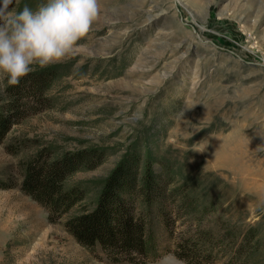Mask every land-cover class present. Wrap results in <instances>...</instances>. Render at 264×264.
<instances>
[{
    "label": "rangeland",
    "instance_id": "1",
    "mask_svg": "<svg viewBox=\"0 0 264 264\" xmlns=\"http://www.w3.org/2000/svg\"><path fill=\"white\" fill-rule=\"evenodd\" d=\"M46 68V101L0 143V264H193L175 253L204 232L200 264H264V0H0V103L12 75ZM44 148L102 155L65 182L85 198L63 216L22 188ZM135 157L166 182L163 209L147 255L113 261L64 224Z\"/></svg>",
    "mask_w": 264,
    "mask_h": 264
},
{
    "label": "trees",
    "instance_id": "2",
    "mask_svg": "<svg viewBox=\"0 0 264 264\" xmlns=\"http://www.w3.org/2000/svg\"><path fill=\"white\" fill-rule=\"evenodd\" d=\"M52 73L46 68L9 78L4 100L0 103V143L18 118L25 117L46 101L45 93L54 77ZM138 159L132 158L111 171L102 183L96 207L80 210L64 224L80 245L87 248L99 245L113 261L133 262L136 255H147L153 243L148 209L151 211L150 207L155 205L163 209L166 182L158 178L149 160L140 164ZM101 161V153L93 149L63 153L59 157H54L48 148L41 149L21 169L22 188L51 215L63 216L85 198L82 188L66 186L65 182L78 171L94 169ZM137 202L146 207L147 212L141 218L135 212ZM201 234V246L184 241L180 243L176 257L193 264L213 257L215 242L212 234ZM235 251L240 255L237 262L243 252L248 253L243 243Z\"/></svg>",
    "mask_w": 264,
    "mask_h": 264
},
{
    "label": "bare ground",
    "instance_id": "3",
    "mask_svg": "<svg viewBox=\"0 0 264 264\" xmlns=\"http://www.w3.org/2000/svg\"><path fill=\"white\" fill-rule=\"evenodd\" d=\"M157 7V6H156Z\"/></svg>",
    "mask_w": 264,
    "mask_h": 264
}]
</instances>
